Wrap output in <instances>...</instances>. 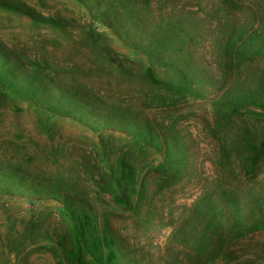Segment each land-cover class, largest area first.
<instances>
[{
	"label": "rangeland",
	"instance_id": "obj_1",
	"mask_svg": "<svg viewBox=\"0 0 264 264\" xmlns=\"http://www.w3.org/2000/svg\"><path fill=\"white\" fill-rule=\"evenodd\" d=\"M207 256L264 264V0H0V264Z\"/></svg>",
	"mask_w": 264,
	"mask_h": 264
},
{
	"label": "trees",
	"instance_id": "obj_2",
	"mask_svg": "<svg viewBox=\"0 0 264 264\" xmlns=\"http://www.w3.org/2000/svg\"><path fill=\"white\" fill-rule=\"evenodd\" d=\"M224 237V242H229L230 240H233L234 238L232 237L233 235H231L230 233H225L224 235H222ZM217 253L223 254V255H229V251L225 250V248H221L220 250L215 251ZM215 252H209L208 255H211V253L216 254ZM211 262V258L206 259V262H199L198 260L196 262H194V264H209Z\"/></svg>",
	"mask_w": 264,
	"mask_h": 264
}]
</instances>
